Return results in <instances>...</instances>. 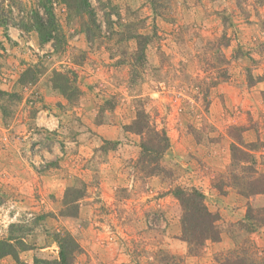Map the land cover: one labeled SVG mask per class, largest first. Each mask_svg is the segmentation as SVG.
Masks as SVG:
<instances>
[{
  "label": "rangeland",
  "instance_id": "obj_1",
  "mask_svg": "<svg viewBox=\"0 0 264 264\" xmlns=\"http://www.w3.org/2000/svg\"><path fill=\"white\" fill-rule=\"evenodd\" d=\"M89 4L93 20L53 0L55 47L33 30L39 0H0V251L54 260L70 234L74 264L263 262L264 0ZM139 112L170 139L157 163L140 160ZM177 188L221 207L222 249L177 254Z\"/></svg>",
  "mask_w": 264,
  "mask_h": 264
},
{
  "label": "trees",
  "instance_id": "obj_2",
  "mask_svg": "<svg viewBox=\"0 0 264 264\" xmlns=\"http://www.w3.org/2000/svg\"><path fill=\"white\" fill-rule=\"evenodd\" d=\"M63 2L69 5L71 10L86 13L91 20L95 19V14L91 11L92 6L89 4V0H63ZM39 7L38 10L32 13L31 19L33 30L38 34L40 43L46 44L52 42L55 47H59V45L62 47L65 44V38L53 12V0H39ZM1 25H3V22L0 21ZM144 40L142 36H139L138 55H142L146 47ZM64 77L60 74L58 76L62 81L66 80ZM66 85L63 87V85L59 84L56 88L63 90L64 93ZM130 129L141 137L140 160L143 158V160L151 164L157 163L170 148V139L166 131L151 122L148 114L145 112L137 114V118ZM157 170H160V166L156 164L152 172L154 173ZM256 193L262 194L264 191ZM174 195L182 208V233L179 239L187 243L189 256L197 257L200 250H203L208 242L221 241V234L217 228L219 216L209 210L205 194L197 188H177ZM55 240L59 246L58 258L54 260L36 258L33 264H74L76 262V257L81 251L76 239L70 234H65L64 236L58 234ZM1 247L4 252L0 251V259L5 256H11L16 264H25L21 262L19 255L11 250L13 246L10 243L4 242ZM168 257L167 260L171 264H184V257L178 258L174 255ZM217 264L250 263L246 251L242 249L240 252H234L231 256H224L222 260L217 261ZM258 264H264V261L261 262L260 260Z\"/></svg>",
  "mask_w": 264,
  "mask_h": 264
},
{
  "label": "crops",
  "instance_id": "obj_3",
  "mask_svg": "<svg viewBox=\"0 0 264 264\" xmlns=\"http://www.w3.org/2000/svg\"><path fill=\"white\" fill-rule=\"evenodd\" d=\"M40 121L41 122L44 121L45 124L46 123L49 124L48 122H45V119L44 118H42ZM11 157L14 160V159H18L19 156H17L16 154H13V155H11ZM208 207H209V205H208ZM209 210L213 213L215 211H219V210L221 211L222 209H221V207L219 205H214L213 207L211 206ZM238 211L240 212L241 210L240 209L239 210H235V212H238ZM235 212H234V214H235ZM239 215L237 214V216H239ZM179 237H180V232L177 234L176 240L179 241V242H181V240L179 239ZM222 238H223V236H222ZM224 240L225 239L223 238V241L221 240L220 242H213L212 243V246L215 249V251H219L220 249H222V247H223L222 245H224ZM181 243H184V241H182ZM183 245H184L183 246V250H181L180 252H177V254L180 255V256H187V253L188 252H187L186 243H184ZM26 263L32 264V262H26Z\"/></svg>",
  "mask_w": 264,
  "mask_h": 264
}]
</instances>
